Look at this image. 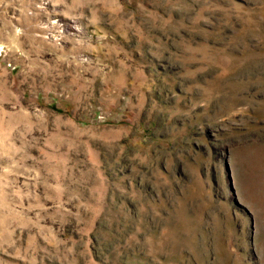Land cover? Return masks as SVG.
Instances as JSON below:
<instances>
[{"label": "rangeland", "instance_id": "rangeland-1", "mask_svg": "<svg viewBox=\"0 0 264 264\" xmlns=\"http://www.w3.org/2000/svg\"><path fill=\"white\" fill-rule=\"evenodd\" d=\"M0 264H264V0H0Z\"/></svg>", "mask_w": 264, "mask_h": 264}]
</instances>
